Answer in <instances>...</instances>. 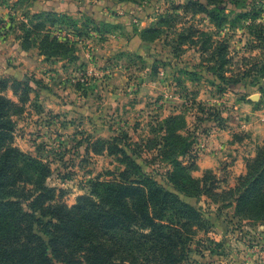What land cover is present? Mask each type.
Returning <instances> with one entry per match:
<instances>
[{
    "label": "rangeland",
    "instance_id": "1",
    "mask_svg": "<svg viewBox=\"0 0 264 264\" xmlns=\"http://www.w3.org/2000/svg\"><path fill=\"white\" fill-rule=\"evenodd\" d=\"M44 1L0 0V49L31 44L27 51L40 55L42 46L48 56L42 55L43 63H59L43 71L44 75L55 71L52 83L48 82L52 76L44 81L33 71L22 80L21 75L8 78L0 74V81L8 86L24 81L32 88L26 91L19 87L22 102L13 117L14 146L41 165L21 163L24 176L30 180L41 174L42 183L53 194L50 205L67 209L76 206L81 197L90 196L96 182L117 178L124 170L117 161L119 154L102 156L106 149L116 153L117 147L107 145L106 140L94 141L84 116L66 112V108H80L78 97L89 93L86 87L91 88L92 82H99L103 90L115 89L119 95L125 94L115 112H105L102 101L94 98L89 114L93 121L110 128L107 134L118 138V146L139 160L143 173L200 213L202 221L193 223L190 242L186 243L190 252L183 264H212V252L221 254L222 247L214 239L212 213L225 220L227 207L234 205L232 232L260 225L257 219L240 220L235 214L238 178L233 187L222 189L224 180L217 179L212 169L197 174L196 163L208 148L209 138L217 137L235 147L222 156L234 150L241 157L245 175L249 161L264 145V40L260 37L264 36V0H237L235 5L225 0L215 12L224 19L221 26L208 17L214 6L207 0H52L53 11L40 4ZM188 4L200 7L185 9ZM167 16L173 20L171 26L156 25ZM188 28L198 31L195 43L184 39L177 46L179 34L187 36ZM52 39L61 47L52 50ZM220 51L229 61L223 69L228 70L224 73L228 82L213 75L217 67L212 56ZM78 54L95 70H82ZM12 58L6 63L15 67ZM98 64H102V71ZM229 69L240 75L239 83H232L236 78L230 76ZM116 77L119 79L114 80ZM13 102L18 104V99ZM172 115L182 116L179 125L183 121L185 129L178 133L191 143L184 165L196 166L190 176L204 186L197 197L189 195L198 193L195 186L187 184V189L170 181L172 167L164 160L175 153L157 151L164 133L161 122ZM87 135L91 146L85 154ZM72 136L76 137L73 141L69 140ZM170 144L177 149L182 146L173 139ZM19 187L34 190L36 184L25 180ZM213 203L220 205L219 211L212 209ZM174 218L175 214L166 210L161 222ZM117 238L121 240L120 235Z\"/></svg>",
    "mask_w": 264,
    "mask_h": 264
},
{
    "label": "trees",
    "instance_id": "2",
    "mask_svg": "<svg viewBox=\"0 0 264 264\" xmlns=\"http://www.w3.org/2000/svg\"><path fill=\"white\" fill-rule=\"evenodd\" d=\"M207 1L214 6V10L207 13L208 17L216 26H221L224 19L215 12L226 3L225 0ZM230 1L232 5L237 2ZM197 6L188 4L184 8ZM242 16L238 15L239 18ZM172 21L171 16H167L160 18L156 25L171 26ZM188 30L187 36L179 34L177 46L182 45L184 39L195 43L198 31L188 28L186 32ZM260 37L264 40V36ZM49 44L53 46L52 50L61 47L56 39ZM31 47V44L22 45L21 49L27 51ZM39 51L41 56H46L45 48L40 46ZM212 58L217 67L213 75L228 82L229 79L224 77L228 70H223L229 64L226 56L220 51ZM229 74L236 78L234 84L242 80L230 69ZM21 86L26 91L32 90L28 82H18L12 87L4 80L0 81V264H183L190 252L186 243L190 242L193 223H201L202 216L195 208L158 186L149 174L143 173L139 160L118 146V138L102 141L117 147L116 153L109 149L105 151L109 156L119 154L121 158L117 161L124 170L113 180L93 184L90 196L81 197L76 206L67 209L50 205L53 194L42 183L41 174L30 179L36 184L34 190L20 189V182L30 181L20 164L40 165L14 146L13 117L20 110ZM8 89L18 99V104L4 95ZM261 89L263 87L259 88L260 92ZM181 119L182 116L172 115L161 122L164 133L157 151L161 150L164 155L169 151L175 153L170 160H164L172 167L168 172L170 181L187 189V184L195 186L198 193L189 195L197 197L204 186L190 176L195 164L184 165L191 143L178 133L185 129L183 121L179 125ZM171 139L181 143V148H173ZM190 160L194 161L192 157ZM237 181L240 187L234 200L236 216L240 220L257 219V223H264V145L258 149L255 159L249 161L246 174ZM213 183L212 178V189ZM166 210L172 211L175 218L165 224L161 220Z\"/></svg>",
    "mask_w": 264,
    "mask_h": 264
},
{
    "label": "crops",
    "instance_id": "3",
    "mask_svg": "<svg viewBox=\"0 0 264 264\" xmlns=\"http://www.w3.org/2000/svg\"><path fill=\"white\" fill-rule=\"evenodd\" d=\"M40 4L52 11L56 10V8H53L52 6V0H45ZM64 5L65 3L63 4V7ZM1 46L2 45L0 44V47ZM9 46L10 47L6 48L5 50L0 49V74L6 75L8 76V78L9 76L13 77L21 75L20 78L22 80L25 78L26 73L33 71V73H36V76L38 78L43 77L44 81H47V78H50L49 75L52 76L53 79L48 80V82L52 83L54 81V78L57 76V74H55V71H52L51 73H48L46 75L43 74V71L45 70V68H56V65L59 64L58 62H53L51 65H46L43 63L44 57L38 55L37 53L33 51H24L18 44H10ZM108 54H111V52H109ZM78 57L79 60L77 61V64H79L80 67L82 66V70H95L93 68V64L90 65L85 62L82 54H78ZM9 58H12L11 60L13 61V65L15 67L8 66L6 61H8ZM98 65L97 67H100L99 70L102 71V64ZM48 66L50 67L48 68ZM57 69L61 70L60 68ZM116 79L118 80L119 78L116 77L114 80ZM92 83L93 84L89 85L91 86V88L86 87L89 90V93H87V95L78 97V94H75L81 101L80 108H66V112H70V114L72 113L74 115L84 116L86 120V127H88L89 130H92L93 138H95L94 141L97 139L108 141L111 139V135L107 134L110 131V128L107 127L108 129H106L102 124L99 125L96 120V122L93 121L94 118H92L91 114H89L91 112L90 108L93 105L91 102H94V98H97L96 100L99 101V103L100 101H102L100 104H104L105 112H108L110 110H113V112H115V109L117 108V106H119V103L123 99L125 94L119 95L115 89L109 91L105 89L103 90L102 88H99V82ZM122 83L123 81H121V84ZM6 95L12 101H16V97L13 95L10 89L7 90ZM54 109L58 111L57 109H59V107L54 106ZM45 112L48 113L49 110L46 109ZM65 117L68 116L66 115ZM86 137H88V139H86L84 144L85 154L88 153L91 146L89 143L91 141V137H89L88 135ZM75 139V136L69 138V140L72 141ZM58 140L62 141V138ZM229 148L235 149V147L227 145L225 139H217V137H211L209 138L208 148L196 163L197 174H202L204 171H210L212 169V173L216 176L217 179H223L224 181L222 182V189L233 187L235 184V180L245 173V170L242 167L241 157L237 155L234 150L229 151L225 157L222 156V154H224V151L228 150ZM32 149L33 148H31L29 151H31ZM103 155L106 157H110L106 151L103 152L102 156ZM233 206L234 205L227 207L229 215L225 217V220H223V218L218 214L212 213V226H214L212 227V229L216 231V233L214 234V239L219 244V246H222L220 249L221 254L212 253V264H261L263 261L262 256L264 254V224L256 226L246 225L244 229L242 228V230L240 229L239 231L236 230L233 232L230 231L231 224H234L235 222V220L233 219ZM219 207V204H212L213 210H218Z\"/></svg>",
    "mask_w": 264,
    "mask_h": 264
},
{
    "label": "built area",
    "instance_id": "4",
    "mask_svg": "<svg viewBox=\"0 0 264 264\" xmlns=\"http://www.w3.org/2000/svg\"><path fill=\"white\" fill-rule=\"evenodd\" d=\"M262 258H263V261H262V263H261V264H264V254H263Z\"/></svg>",
    "mask_w": 264,
    "mask_h": 264
}]
</instances>
